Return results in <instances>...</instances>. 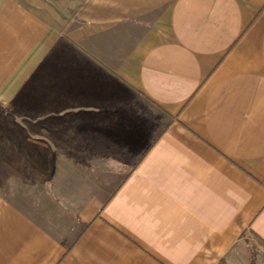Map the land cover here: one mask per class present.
<instances>
[{"label": "crops", "instance_id": "crops-1", "mask_svg": "<svg viewBox=\"0 0 264 264\" xmlns=\"http://www.w3.org/2000/svg\"><path fill=\"white\" fill-rule=\"evenodd\" d=\"M61 2L0 0V264H264V0Z\"/></svg>", "mask_w": 264, "mask_h": 264}, {"label": "rangeland", "instance_id": "rangeland-1", "mask_svg": "<svg viewBox=\"0 0 264 264\" xmlns=\"http://www.w3.org/2000/svg\"><path fill=\"white\" fill-rule=\"evenodd\" d=\"M35 8L37 13L43 20H54L57 22L59 18L77 17L76 9L72 7H63L61 0H18ZM66 8V9H65ZM64 19V18H63ZM62 28L64 22L59 21ZM37 73H32L21 86L16 90H8L5 92L4 103L0 105V115H6L5 124L23 126L25 129L32 130H49V60L44 67ZM12 115H22L27 121L13 122ZM30 119V120H29ZM22 127V128H23Z\"/></svg>", "mask_w": 264, "mask_h": 264}]
</instances>
